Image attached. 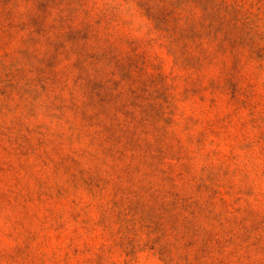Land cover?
Here are the masks:
<instances>
[{"label":"rangeland","instance_id":"rangeland-1","mask_svg":"<svg viewBox=\"0 0 264 264\" xmlns=\"http://www.w3.org/2000/svg\"><path fill=\"white\" fill-rule=\"evenodd\" d=\"M0 264H264V0H0Z\"/></svg>","mask_w":264,"mask_h":264}]
</instances>
